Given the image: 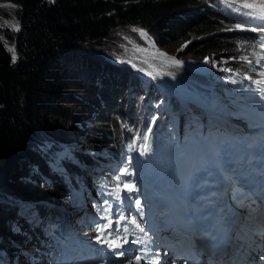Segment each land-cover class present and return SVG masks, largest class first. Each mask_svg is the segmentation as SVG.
Wrapping results in <instances>:
<instances>
[{
    "label": "trees",
    "instance_id": "16d2710c",
    "mask_svg": "<svg viewBox=\"0 0 264 264\" xmlns=\"http://www.w3.org/2000/svg\"><path fill=\"white\" fill-rule=\"evenodd\" d=\"M0 2L16 6L12 11L0 6V17L11 20L15 16L19 21L22 30L17 36L18 50L23 55L14 66L11 53L0 39L1 180L16 183L20 176L28 175L24 187L34 189L32 179L39 177L44 194L29 202L35 201L37 207L46 210L50 221L64 218L63 210L69 209L71 197L83 189L84 172L101 150L126 152L133 139L143 149V135L150 136L152 145L156 134L158 142L152 146L155 154L152 170L162 175L167 163L180 155V145L193 147L192 141L180 140L179 129H168L166 134L157 131L156 118L159 116L167 123L171 113L181 110L179 90L185 98L183 106L202 122L205 112L198 101L209 104L217 89L206 88L201 75L195 70L188 71L183 63L172 69L168 64L170 58L162 62L145 51L137 52L144 61L133 62V72L128 75L124 69L118 70L122 65L109 51L97 46L104 45L113 36L117 43L119 34L135 28L148 33L158 53L173 54L182 60L218 58L227 53L232 42V32L226 28L231 18L225 14L224 1ZM214 10L223 15H216ZM134 33V38H139ZM14 37L11 34L6 39L14 44ZM147 63L167 70L176 79L169 80L170 85L159 78L144 79L143 68ZM179 81L186 91L179 88ZM66 102L73 105L68 107ZM122 110L133 116L130 123H118ZM50 113L66 117L67 124L61 130L56 128L49 119ZM34 131H38L36 136ZM38 134L48 137V141L40 139ZM126 159L130 163L135 161L127 155ZM17 207L1 209L12 213L7 218L0 216V264H10L2 257V248L12 246L13 253L19 244V229H14L11 235L8 228L11 218L13 226L16 225L13 217H18V221L22 218V211ZM59 227L53 236L62 245L64 256L70 258L74 247L68 239L71 232L62 225Z\"/></svg>",
    "mask_w": 264,
    "mask_h": 264
},
{
    "label": "rangeland",
    "instance_id": "374dc122",
    "mask_svg": "<svg viewBox=\"0 0 264 264\" xmlns=\"http://www.w3.org/2000/svg\"><path fill=\"white\" fill-rule=\"evenodd\" d=\"M8 5H13V4L0 2V6L2 7L4 6L8 7ZM9 8L12 11V9H14L15 7H9ZM247 18L249 17L234 20L235 21L234 24H241L244 26V28L251 27L250 25L244 24ZM16 24L20 26L19 21L16 19L15 16L11 20L0 17V37H2L3 42L6 44L8 40L6 39V37L13 34L15 36L14 37L15 47H16V44L18 43L17 36L21 29L19 27V31H14L12 26ZM142 31L146 33L147 35L141 36L140 33L137 32L139 38H134L136 33H134L132 29H130L126 32L119 34V36L117 37L118 39L117 43L115 42L114 36H113L111 39H108L104 45L100 44L99 46H97V48H100V49L103 48L104 51H109L112 57L118 60V62L122 65L118 67V70L122 68L128 75L132 74L133 72L132 63L138 59L139 55L137 54V52L141 51L139 50V47L137 46L136 42L143 46L142 50H151L152 55H156L157 58L162 62H167L170 57H168L164 53H163L164 55H161V53H158L155 50L156 46L153 43L151 37L148 35L146 31L144 30ZM256 33L260 35V33L258 32ZM231 35H232L230 38L232 40L231 43L232 45H235L240 40L241 37L247 36L248 32L246 30L243 33L232 32ZM6 47L8 49L7 44H6ZM163 48L166 50H171V48H167V47H163ZM11 55L13 59V54L11 53ZM172 55L173 54H171V56ZM19 59L21 60L22 58L18 56V59L17 60L15 59V62H17ZM220 68H221V71L219 75L220 76L219 83L221 84L227 79H230L232 81L231 83L235 81V83L232 84L234 88L235 89L238 88L239 85L237 84L238 80L236 79V77L231 78V74H229L225 70V68L223 67H220ZM197 69L199 71L205 70L202 67H198ZM254 69H255V74L258 76V78L260 80H264V77L259 75L261 71H264V66H259L257 64H254ZM153 71H155V69H153ZM147 72L150 73V75L146 76V78H151L152 76H154V72H149V71ZM210 82L216 83V79L212 78ZM69 98L70 96L67 95L66 99L68 100ZM255 98L258 104L252 108L249 119L254 124L260 123V125L264 128V99H261L258 95H255ZM217 100H220L219 97L216 98V96H214L212 98L211 107L205 105L208 111L207 114L215 116L216 118L219 114H223L222 112L217 111L216 109L217 106L220 104V102H218ZM66 103L68 104V107L73 105L72 103H69V102H66ZM220 108L222 110L227 109V112H228L227 114L229 115V117L226 118V122L224 123V132L220 136H216V137L210 136L211 138H207L205 140L207 147H209V151L203 147L202 151L207 152L205 153L204 161L202 160L200 162L199 160L201 150L195 151L196 157H197L196 158L197 162L194 161V165L196 167L195 173L201 174L203 177L205 176V174H207V178L205 179L207 186H209L210 188L216 189V190L218 189L219 183L223 182L225 184V189H224V191L226 192L225 194L230 195L231 204H233L234 207L239 206L240 207L239 210L241 209L244 211L250 205H253L252 206L253 208H257L256 200H253L252 202H250V204L247 207H245L244 202L241 201V192H239L240 187L237 186L236 180H234L232 176H229L228 166L232 165V167L234 168L242 163L251 162V161L257 162L260 159H264V135L261 140L251 139L246 133L248 131V127L247 128L245 127L246 125L240 124V127H233V124L235 123L233 119V114L235 112H233V109H231L229 112V109L227 107H225L226 108L225 109L220 106ZM213 111H214V114L212 113ZM51 114L52 113H50L49 119L53 121L52 124H54L56 128L61 130L62 127L65 126L64 124H67L65 121L66 117H60L59 115H51ZM185 114L186 113H184V115ZM207 119L208 118H206V120ZM214 127L215 126L210 127L209 122L207 123L205 122V126H202V128L204 129L205 135L207 133L211 135L212 133L210 132H212ZM65 128H69V127H65ZM181 129H182L183 136L187 137L188 135H187L186 126L184 123H182ZM37 132L38 131L33 132V134L35 133L34 136H36ZM31 134L32 133L29 132L28 137H30ZM191 134L193 133L191 132ZM194 134L193 136L196 142L197 143L201 142V136L197 134L194 135ZM38 135H39L38 137L41 136L40 134ZM40 139H44L45 142L48 141V137H45V136L40 137ZM36 144L34 146H36ZM226 144H229L227 146L229 148H226V146H224ZM235 152H238L236 155L237 161H231V154ZM213 155H215V157ZM11 172L12 170L8 171L7 175H9ZM116 172L118 175H120L121 173L125 175L124 171H116ZM168 175L171 180L174 179V176L170 174ZM1 176H3V174H0V180H1ZM27 177L28 175L20 176L19 177L20 179L18 178L16 183H15V180H10V179L7 183L4 182L3 180L0 181V213H1L0 216L5 215L6 218L10 216L12 211L10 212L2 211L1 212V209L8 210L11 207L13 208L14 206H18L16 209L18 211L19 210L22 211V214H21L22 218L19 221H18V217H13L16 220L15 226H13L14 223L12 221V218L10 219L8 223V228L10 230L11 235H14L13 230L17 228L21 230V235H22V237L20 238L21 242L19 244H16V248L14 249L13 253L11 250L12 246L11 247L5 246L4 248H2V257L8 262L13 257L17 260L19 254L22 260L27 259L31 254L32 255L40 254L39 250L35 252L34 249L36 248V246H33L31 249L29 248L27 251H25L23 248L24 245L29 244V240L27 238L29 232L26 233L25 231L26 226L27 225L32 226L31 227V230H32L39 223V220L37 221L35 220L33 222L32 219L30 220L29 218L26 221H24V218L28 216H36V214L38 213L44 215L46 212L44 209L37 207L36 206L37 204L35 201L29 202V200L36 199L38 194L39 195L44 194V190L40 186L41 183H39V177L37 179H32V185H33L32 188H34L35 191L34 189H28L24 187ZM134 177L135 176L133 174H130V175L128 173L126 174V178L130 180L134 179ZM85 179L88 182L89 189H93V186L91 185L90 177L85 176ZM159 181L161 182L160 179ZM231 181H233V184L231 183ZM136 186H137L136 192H133L131 194L126 193V196H125L126 198L125 197L118 198V201L114 205L112 204L111 206L112 215L114 219L115 217L120 216V215L127 218L125 221L121 223L120 227H121V230H123L125 226L128 227L129 232L123 233V231H121V234L127 236L129 243L126 244L122 249H118V251H122L124 253V256L117 258L115 253L111 249H109L106 245L98 244L95 239L96 234L92 233V234L87 235L85 238L84 245L86 249L83 250L79 258H77L75 261H72L71 264H127L125 257L129 253H131V250L128 251V249L129 248L131 249L134 248L135 250L137 249V247L134 246L135 244L132 243V238H135V236L137 235V229L135 225L128 223V221H130L131 219H135L140 225H142L141 221L143 219V225L145 227H148L147 231L148 230L151 232L154 231L155 234L158 235L159 242L161 245L167 244L169 242V237H166V235H168L171 232L172 227L173 228L180 227V229L185 227V223H182V222H180L179 226L172 224L171 217L173 215L170 211V208L168 207V205L162 203L161 201L162 198L161 199L158 198L156 192L151 195L145 185L137 184ZM189 186H190V183L186 189L187 190L186 194L190 193ZM179 191L180 190L178 187L177 193H180ZM212 198L214 199V201L222 199V197L219 195L218 192H217V195ZM136 199H139L141 203V208L139 209L136 208L135 203H134ZM25 200L27 202H24ZM83 200L85 201L83 202ZM152 201L155 202L154 206L151 205ZM84 203L86 204L85 206L88 207L87 209L83 208L81 210V213L71 214L68 219L66 218L60 219L59 220L60 223H58V225L64 223L66 224L67 228H71V226L76 225V223L79 222V219H83V218L88 219L92 217L93 225L91 229H94L95 227L94 224L97 223L96 222L97 220L101 219L102 215L99 214L98 211L94 209V207L92 206V200L89 197V195H85L83 199L75 196L74 204L76 206H79ZM165 209H167V212L165 211ZM173 209L175 210L174 206H173ZM155 220H157L161 224H165V223L169 224L170 228L168 230H164L158 227L156 230H153L152 227H153ZM53 226L54 227L57 226L56 223H53ZM113 227H115V225H113ZM129 260L132 261L131 264H136L134 257L129 258Z\"/></svg>",
    "mask_w": 264,
    "mask_h": 264
},
{
    "label": "snow or ice",
    "instance_id": "6c2138e0",
    "mask_svg": "<svg viewBox=\"0 0 264 264\" xmlns=\"http://www.w3.org/2000/svg\"><path fill=\"white\" fill-rule=\"evenodd\" d=\"M224 3L226 6L229 8H232L233 5H238L237 7L233 8V11L239 13L242 16L249 17L253 20H259L261 22H264V0H224ZM8 7H16L15 5H8ZM13 30L14 31H19V25H13ZM237 29L240 30H247L251 32H258V33H264V24L261 25H256V26H251L248 28H244L243 25L237 24L235 26ZM132 31L134 32H139L141 36H146L147 34L144 33L142 30L135 29L133 28ZM2 39V37H0ZM260 40L262 41L261 47L264 48V35L260 37ZM10 52H15L14 47L8 49ZM161 55H164L161 53ZM16 56L13 54V62H15ZM245 63H251V61L248 60L247 57L242 58ZM262 60H264V57H261ZM205 62H208L207 60ZM172 63L174 64H180V61L177 60H172ZM227 71H232L231 69H228ZM260 76L264 77V71H261L259 73ZM245 79H249L251 81L250 76H246ZM235 83V81H233ZM255 84L257 85H262L264 84V80H256L254 81ZM262 92H264V88L261 89ZM261 99H264V95L261 96ZM148 133L151 132V129L149 128L147 130ZM143 140L145 141L142 145L143 151H141V155H145L150 151L151 145L149 143L150 136L148 134L143 135ZM125 173H127V169H125ZM119 179V177H117ZM122 190H126L129 194L136 192L137 188L134 183L132 182H125L123 184V188L121 189L119 185L115 189V195L119 197L120 192ZM136 208H141V203L139 199H136L134 201ZM127 218L120 215L113 218V215L111 213V210H108V214L104 215L101 217V220L103 221L102 223H97L94 227V231L96 232V242L98 244H104L106 245L109 249H111L117 258L123 257L124 253L122 251H118V249H122L126 244L129 243V240L126 235H122L121 231L123 233H128L129 229L127 226L121 230V223L125 221ZM128 223H131L135 225L136 229L140 232L143 233L145 230L144 228L135 220L131 219L128 221ZM115 225V227H113ZM136 240H133L132 243H136ZM142 257L137 256L135 257V262L136 264H140V260ZM264 259V257H262ZM129 264H131V261H129ZM158 264V262H157Z\"/></svg>",
    "mask_w": 264,
    "mask_h": 264
},
{
    "label": "bare ground",
    "instance_id": "6f19581e",
    "mask_svg": "<svg viewBox=\"0 0 264 264\" xmlns=\"http://www.w3.org/2000/svg\"><path fill=\"white\" fill-rule=\"evenodd\" d=\"M6 44H7V46H8V49L9 48H13L14 47V50H15V52L13 53V52H11L12 54H15V56H16V60L18 59V53H17V49H16V47H15V45L13 44V43H11L9 40H7V42H6ZM136 44H137V46L139 47V50H142L143 49V46L141 45V44H139V43H137L136 42ZM260 49V48H259ZM102 59V58H101ZM248 88H251V87H248ZM256 166H257V168H264V161L263 160H258L256 163ZM239 166H241V165H239ZM239 166H237L234 170H236V169H238V167ZM239 170H243V168L242 167H239ZM126 174V173H125ZM46 179V178H45ZM42 181H40V183H41ZM251 190H252V192H254L255 194H257V195H262V194H264V183H262V184H260V185H252L251 186ZM240 192V191H239ZM195 196H198V194H195ZM220 196H222L223 197V201H225V199H228V195L227 194H225V193H220ZM223 201H218V200H216V201H214L213 203L212 202H209L203 209H201L200 210V212L196 215V217H195V219H196V221H198L199 223H204V224H208L209 223V221H210V218H211V215L213 214V213H219L220 212V210H222V202ZM229 204L231 205V202L230 203H228V206H229ZM258 206V205H257ZM30 220H31V218H30ZM180 233V232H179ZM178 233V234H179Z\"/></svg>",
    "mask_w": 264,
    "mask_h": 264
},
{
    "label": "water",
    "instance_id": "95a60500",
    "mask_svg": "<svg viewBox=\"0 0 264 264\" xmlns=\"http://www.w3.org/2000/svg\"><path fill=\"white\" fill-rule=\"evenodd\" d=\"M20 30H22V28H21ZM16 49H17V51H18V55H19V57L22 58V54H21V53L19 52V50H18V43L16 44ZM7 50H8V49H7ZM19 61H20V59H19L17 62L13 63L14 66H16V65L18 64Z\"/></svg>",
    "mask_w": 264,
    "mask_h": 264
},
{
    "label": "clouds",
    "instance_id": "9594fccd",
    "mask_svg": "<svg viewBox=\"0 0 264 264\" xmlns=\"http://www.w3.org/2000/svg\"><path fill=\"white\" fill-rule=\"evenodd\" d=\"M20 28H21V26H20ZM3 41V40H2ZM7 48V47H6ZM8 51V50H7ZM9 52V51H8ZM14 63V62H13Z\"/></svg>",
    "mask_w": 264,
    "mask_h": 264
}]
</instances>
